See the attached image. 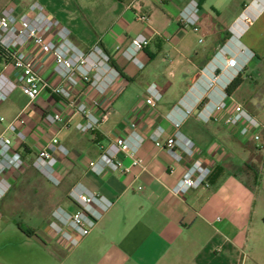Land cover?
<instances>
[{"label":"crops","instance_id":"crops-1","mask_svg":"<svg viewBox=\"0 0 264 264\" xmlns=\"http://www.w3.org/2000/svg\"><path fill=\"white\" fill-rule=\"evenodd\" d=\"M191 1L200 9L198 34L179 27L180 12ZM33 3H39L48 16L68 28L80 50L89 52L98 45L119 73L103 98L111 111L105 123L82 134L76 129L82 118L74 115L70 126L58 132L60 143L69 151L67 156H59V187L28 166L55 134L45 120L46 113L58 111L68 116L71 112L65 103L43 91L22 128L27 135L25 143L6 132L28 104L17 101L23 94L19 88L2 110L0 117L5 121L0 122V135L12 138L26 167L0 176V203L18 192L24 181L33 185L29 191L32 209L41 207L42 200L55 198L52 212L58 206L74 211L68 196L76 186L112 203L90 234L77 247L64 251L61 260L49 251L47 258L36 263L264 264V200L260 195L264 187L260 178L264 175V128L259 132L260 140L255 141L252 134L242 136L240 126L223 122L239 104L264 127V0H0V13L11 6L27 12ZM245 11L251 19L248 28H242L238 20ZM140 15L148 16V22L138 20ZM139 34L150 39L138 55L144 63L142 69L124 54ZM206 40L208 45L198 48L197 43ZM223 49L244 66L238 74L242 83L231 94L226 89L238 75L226 67L220 54ZM158 57L167 64L165 69L153 65ZM1 72L19 79V72L0 54ZM213 73L219 82L208 89L207 79ZM44 77L53 84L58 82L51 66ZM153 82L164 94L154 108L145 103V87ZM85 89L82 85L73 91L75 105L89 103ZM222 93L229 97L228 109L202 122L198 112L205 103L219 101ZM200 100L203 102L197 108ZM186 108H193V112L183 118ZM170 114L182 120L180 128L174 127ZM157 127L163 129L162 141L179 131L197 147L195 158L212 162L206 186L191 190L184 198L172 193L193 159L184 155L176 162L158 148L151 138ZM133 131L142 138L137 155L144 170L131 167L122 154L123 165L130 166L127 174L110 169L98 174L90 168L112 140L128 137ZM36 197L41 200L36 201ZM3 207L7 212L15 208L11 204ZM16 225L26 233L21 223ZM28 231L36 238L35 230ZM38 240L40 249L46 248L45 240ZM55 248L63 253L59 241Z\"/></svg>","mask_w":264,"mask_h":264},{"label":"built area","instance_id":"built-area-1","mask_svg":"<svg viewBox=\"0 0 264 264\" xmlns=\"http://www.w3.org/2000/svg\"><path fill=\"white\" fill-rule=\"evenodd\" d=\"M200 15L198 3L189 2L180 12V29L189 30L195 34L200 33ZM138 20L146 23L148 16L140 15ZM238 20L242 28H248L251 22L246 11ZM149 43L150 39L147 36L139 34L133 38L124 52L127 59L140 69L144 68V63L138 55ZM0 54L7 64L19 72L17 80L3 72L0 73V106L9 99L16 88H19L28 99L27 106L8 124L6 132L14 134L22 143L26 142L27 135L22 128L27 124L30 107L35 104L43 91H49L51 95L61 98L65 103V109L72 113L68 116L58 111L46 113L45 120L55 134L37 152L32 161V166L48 181L56 186L60 185L61 180L57 169L59 156H67L69 151L60 143L58 132L70 126L74 115H80L82 118L76 125V129L82 134H89L105 123L111 111L105 107L103 98L117 80L119 73L110 65V57L98 45L89 52L80 50L72 42L70 30L57 19L48 16L39 3H33L27 12L22 13L13 6L2 10ZM220 54L226 67L234 70L235 75L243 70L244 66L239 64L235 55L224 49ZM49 66L52 67L58 79L56 84L44 77V72ZM207 80L208 89H211L219 82V77L213 73ZM82 85L86 87L85 93L89 97V103L75 105L73 91ZM145 92L147 94L145 103L152 108L156 107L164 95L156 82L148 84ZM207 97L210 101L213 99L211 94ZM228 98L226 93H222L219 101L205 103L202 110L198 112V118L202 122H208L210 118L216 117L215 114L225 112L228 109L226 101ZM202 102V100L198 101L196 107H200ZM192 112L193 108L184 109L183 118L189 117ZM169 118L175 128H180L181 119L171 114ZM3 121L5 118L0 117V122ZM223 122L230 127L240 126V134L242 136L252 134L255 141L260 140L259 132L264 128L239 104H235L234 112L228 113ZM162 133L163 129L157 127L151 135L158 148L165 150L176 162L182 161L184 155L193 159L184 176L172 189V193L178 198H184L191 190L206 186L212 173V162L195 158L198 154L197 147L179 131L165 141L161 140ZM141 142L142 138L134 131L128 137H116L102 152L99 159L90 163V168L98 174L106 169L127 174L130 172V166H137L144 170V162L137 155ZM121 154L130 160L129 167L123 165L119 158ZM24 167H26L25 158L14 148L12 138L1 134L0 176ZM69 196L77 209L55 211L54 220L50 224L60 236V243L67 251L77 247L80 240L90 234L103 214L112 206V203L105 198L80 186L74 187Z\"/></svg>","mask_w":264,"mask_h":264},{"label":"rangeland","instance_id":"rangeland-1","mask_svg":"<svg viewBox=\"0 0 264 264\" xmlns=\"http://www.w3.org/2000/svg\"><path fill=\"white\" fill-rule=\"evenodd\" d=\"M208 43L209 41L206 40L205 43H197V45L198 48H203L204 46H207ZM161 60V57H158L157 61L153 63V65L160 70L165 69L167 66V64H162ZM16 99L18 102L28 101L23 94H19ZM6 102L8 103V100ZM6 102L0 106V115L3 114L2 110ZM28 167L34 169L32 162H30ZM260 178H263L264 180V175L263 177L260 176ZM31 183L32 182L24 181L20 190L11 193L3 203L4 205L11 204L15 207L14 209L7 212L5 207H3V204L0 203V264H37L36 262H38V260L48 257L47 254L49 251L55 254L57 253V258L61 260L64 257V251L67 252L64 247L62 248L63 253H60L55 248L56 241H59L60 243V236L51 228L50 224L54 220L53 215L55 214V211H61V209L66 211L72 210L63 208V206H58L56 210L52 212L55 205V198H47L45 201L42 200L41 207L32 209L30 204L31 198L29 197V191L33 186ZM59 186L60 185H57V187ZM41 188L43 189V186H41ZM260 195H262V199L264 200V187L260 189ZM68 198L70 199V196H68ZM39 199L41 200V197H36V201ZM43 203H45L44 206ZM71 203L76 210L77 206L72 201ZM17 222L21 223L27 230H35L37 233L36 238H32L28 233L20 231L16 225ZM58 224L61 225L59 222ZM46 233L51 236L50 239L47 238L45 235ZM41 238L45 240L46 248L40 249L39 244L41 243L38 239L42 241Z\"/></svg>","mask_w":264,"mask_h":264},{"label":"trees","instance_id":"trees-1","mask_svg":"<svg viewBox=\"0 0 264 264\" xmlns=\"http://www.w3.org/2000/svg\"><path fill=\"white\" fill-rule=\"evenodd\" d=\"M242 83L241 75H238L227 87L226 91L228 94H231L240 84ZM26 233L30 234V232L26 231Z\"/></svg>","mask_w":264,"mask_h":264}]
</instances>
